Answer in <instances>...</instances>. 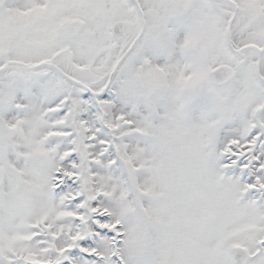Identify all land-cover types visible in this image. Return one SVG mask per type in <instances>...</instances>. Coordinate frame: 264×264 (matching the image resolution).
<instances>
[{
	"label": "snow or ice",
	"instance_id": "1",
	"mask_svg": "<svg viewBox=\"0 0 264 264\" xmlns=\"http://www.w3.org/2000/svg\"><path fill=\"white\" fill-rule=\"evenodd\" d=\"M0 264H264V0H0Z\"/></svg>",
	"mask_w": 264,
	"mask_h": 264
}]
</instances>
